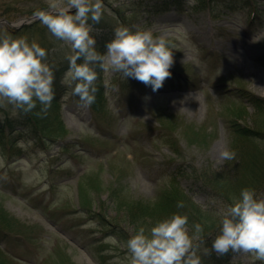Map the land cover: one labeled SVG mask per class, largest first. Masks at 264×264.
<instances>
[{
    "label": "rangeland",
    "instance_id": "374dc122",
    "mask_svg": "<svg viewBox=\"0 0 264 264\" xmlns=\"http://www.w3.org/2000/svg\"><path fill=\"white\" fill-rule=\"evenodd\" d=\"M180 2L183 11L176 7ZM171 3L103 0L105 11L95 25L99 34L93 33L96 48L111 41L120 25L152 29L176 48L172 76L156 92L121 73L98 70L99 110L83 107L71 87L61 84L72 53L41 21L30 31L0 25V34L26 35L47 50L67 127L55 143L37 144L21 130L8 131L11 137L0 141V209L10 224L9 234H0L2 264H128L127 240L138 227L159 221L151 212L132 223V212L155 209L165 193L183 202L175 212L195 216L190 230L207 223L202 248L211 249L227 206L238 197L212 196L214 190L192 171L233 175L222 153L231 151V124L239 114L240 125L262 128L258 145L264 150V126L256 122L264 115L257 117L250 102L254 95L264 103V0ZM47 5L48 0H0V21L19 23ZM23 114L0 107V121ZM202 264L264 261L230 251L202 255Z\"/></svg>",
    "mask_w": 264,
    "mask_h": 264
},
{
    "label": "clouds",
    "instance_id": "9594fccd",
    "mask_svg": "<svg viewBox=\"0 0 264 264\" xmlns=\"http://www.w3.org/2000/svg\"><path fill=\"white\" fill-rule=\"evenodd\" d=\"M104 11L103 0H48L47 8L35 13L52 36L69 47L72 54L66 57L69 66L61 84L71 87V95L78 96L83 107L96 101L98 70L121 73L124 80L136 79L153 92L172 76L176 45L152 29L134 31L120 25L105 51L99 52L93 33L99 34L95 25ZM55 70L47 50L36 40L0 34V107L10 105L12 115L27 114L38 102L41 109L36 115L46 117L55 98ZM235 156V151L222 153L227 160ZM220 225L211 249L202 248L203 224L196 223L190 230L187 214H173L151 228L140 226L126 242L128 264H202V255L223 256L230 251L264 261V194L242 189L227 206Z\"/></svg>",
    "mask_w": 264,
    "mask_h": 264
},
{
    "label": "trees",
    "instance_id": "16d2710c",
    "mask_svg": "<svg viewBox=\"0 0 264 264\" xmlns=\"http://www.w3.org/2000/svg\"><path fill=\"white\" fill-rule=\"evenodd\" d=\"M180 10L183 9L182 4H178ZM36 13V12H35ZM40 23H33L28 26V30H33L39 26ZM38 25V26H36ZM26 28V27H25ZM107 42H110L108 39L105 40L97 50L101 53L105 51V45ZM80 63L81 61H77ZM56 76V75H55ZM61 91L65 92L64 87H59ZM101 89H98L96 94V101L93 104L96 110H99V103L101 99ZM59 97H55L52 106L46 117L41 118L37 116L36 113L40 112L41 107H36L32 112L23 114L20 118H6L3 121H0V141L5 144V140L9 139L6 136L8 131L21 132L24 133L29 139L37 143L45 142H55L58 138H63L66 133V126L61 120L59 115L60 101ZM250 102L253 104L256 110V116L264 115V103L261 98L251 95ZM98 106V107H97ZM94 109V110H95ZM241 114H239L240 117ZM238 117V119H239ZM236 119L231 124V131L233 134V140L231 142V151H235L236 156L234 159L229 160L230 169L233 172V175L229 172L222 174L216 173H199V171H192L194 176L199 177L205 181V183L214 190L216 194L212 196L221 197L225 200H232L234 197H239V194L244 188H253L257 191L258 194L264 193V150L258 145V141L261 140V127L264 126V121L257 122V126L261 129H249L244 125H240ZM23 136V135H22ZM26 138V137H24ZM173 151L176 153L177 151ZM192 174V175H193ZM262 193V194H263ZM178 201L175 197L169 196L165 193L160 195L156 208L149 210L148 208H136L132 212L131 219L132 223H135L137 220L141 219V215L145 213V216H151L149 213L153 214L152 217L161 221V219L167 214H176L175 209L178 207ZM192 209L195 211V214H202V211H198L191 204ZM149 211V212H148ZM182 214V213H180ZM158 215V216H157ZM189 217V222L191 224L192 220L195 218ZM206 219V218H205ZM204 226V232L207 231V223L205 221L201 222ZM10 225L6 221L3 211L0 209V234L2 232L8 233L9 230L7 226ZM138 229V228H137ZM137 231V230H136ZM203 232V233H204ZM9 234V233H8ZM121 240H124L125 237L119 235Z\"/></svg>",
    "mask_w": 264,
    "mask_h": 264
}]
</instances>
